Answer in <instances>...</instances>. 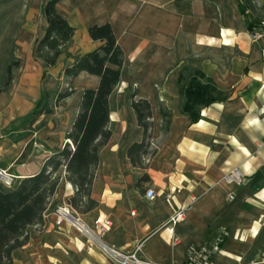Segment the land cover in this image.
<instances>
[{"label": "crops", "instance_id": "1", "mask_svg": "<svg viewBox=\"0 0 264 264\" xmlns=\"http://www.w3.org/2000/svg\"><path fill=\"white\" fill-rule=\"evenodd\" d=\"M46 1L30 0L25 10L19 0L0 5V88L7 63L20 61L8 90L0 91V167L17 179L31 176L70 143L65 134L81 93L96 88L99 78L85 71L69 78L64 68L101 44L87 28L108 23L123 63L108 98L111 136L99 150L91 185L96 205L80 212L81 219L92 227L94 218H109L107 244L123 252L137 249L138 258L156 264L199 258L264 264V40L250 37L264 19V0H58L55 11L74 34L53 66L33 55L47 28L40 15ZM248 20L256 27L248 29ZM194 70L203 74L201 82L215 86L216 100L190 121L181 110L180 88ZM68 87L74 93L56 100ZM57 88L54 109L49 92ZM132 95L151 104L152 154L143 167L127 155L142 140ZM159 106L170 113L166 129ZM59 123L61 138L52 137L47 130ZM33 132L44 137V145L26 152ZM232 168L243 174L240 185L222 179ZM55 174L59 183L43 222L28 227V240L12 252V264H111L69 223L55 225L53 209L75 190L64 166ZM143 174L147 180L136 185ZM148 189L153 198L146 196ZM180 210L182 218L172 221Z\"/></svg>", "mask_w": 264, "mask_h": 264}, {"label": "trees", "instance_id": "2", "mask_svg": "<svg viewBox=\"0 0 264 264\" xmlns=\"http://www.w3.org/2000/svg\"><path fill=\"white\" fill-rule=\"evenodd\" d=\"M8 1L10 0H0V5ZM57 1L47 0L41 5L40 15L45 19L47 28L36 39L33 48L34 57L43 60L47 66L55 65L74 34V27L55 11ZM247 27L251 30L256 24L248 20ZM87 33L92 41H99L101 44L66 66L64 75L73 78L85 71L99 78L98 85L96 88L84 89L81 93L78 112L65 134L70 143H65L62 149L52 153L37 173L15 181L8 188L0 186V264H12V252L28 240V227L43 222L44 213L59 183V177L55 173L60 166L65 167L66 180L75 188L68 203L78 213L88 211L96 205L90 197L91 185L99 160V150L111 136L108 126V98L120 79L123 52L110 24L90 25ZM19 63V59H12L7 63L0 91L8 90L12 71ZM203 77L199 70H194L187 85L180 88L184 97L181 110L188 115L190 121L197 120L200 107L216 100L215 86L210 82H201ZM73 93L74 90L68 87L57 94L56 100L67 98ZM41 103V100L37 102L32 113L36 112ZM130 106L136 115L137 125L142 129V140L132 143L127 149V155L132 165L143 167L145 157L152 154L148 150L152 125L151 104L146 99H134L132 95ZM159 112L164 123L162 127L166 129L170 113L160 106ZM146 180L147 176L143 174L136 185Z\"/></svg>", "mask_w": 264, "mask_h": 264}, {"label": "built area", "instance_id": "3", "mask_svg": "<svg viewBox=\"0 0 264 264\" xmlns=\"http://www.w3.org/2000/svg\"><path fill=\"white\" fill-rule=\"evenodd\" d=\"M252 41L264 40V19H262L257 28L253 29L250 33ZM16 176L7 172V169L0 167V185L8 188L15 183ZM223 181L227 184L240 185L243 180V174L239 168H232L226 172ZM146 196L153 198L154 192L151 189L146 190ZM231 197V196H230ZM54 223L59 226L62 223H69L78 232L83 234L89 242H91L99 252L111 264H156L141 260L136 254V250L132 252H123L118 248L107 244L103 240V234L110 228L111 221L107 217L94 218L92 227L88 226L80 217V214L68 203H61L53 209ZM183 212L180 210L176 212L171 220L175 221L182 218ZM190 264H210L207 258H203L190 263Z\"/></svg>", "mask_w": 264, "mask_h": 264}, {"label": "rangeland", "instance_id": "4", "mask_svg": "<svg viewBox=\"0 0 264 264\" xmlns=\"http://www.w3.org/2000/svg\"><path fill=\"white\" fill-rule=\"evenodd\" d=\"M19 1H20V6H21L22 10H25L29 6V4H30V0H19ZM42 4H43V2H42ZM79 38H80V33L78 34V39ZM57 90H58V88L57 89H54L53 91H50L49 92V97H50V100H51L52 108L58 106V104H56L54 102V96H55V93H56ZM71 106H72V101H69L68 102V106L65 108V112H70ZM56 111H58V110H56ZM59 126H63V125H61L59 123L58 124V127L50 128L51 129L50 131L47 130V128H44L43 130H47L48 132H51V136L52 137H55L56 136L55 134H57V136L59 135V138H61V135L58 132H56V128H59ZM30 138L31 139H30V142L28 143V148H27L26 152L29 151V150L31 151L32 149L36 151V150L41 149L43 147V145H44V142H43L44 139L43 138L44 137L42 135H39L38 132H33L31 134V137ZM7 172H9L8 169H7ZM9 173H11V172H9ZM11 174H13V173H11ZM13 175H15V174H13ZM15 180L16 181L19 180V179H17V176H16V179Z\"/></svg>", "mask_w": 264, "mask_h": 264}]
</instances>
